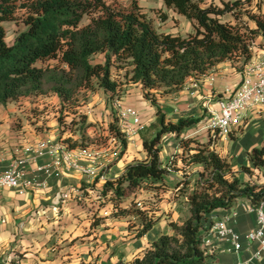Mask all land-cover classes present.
I'll use <instances>...</instances> for the list:
<instances>
[{
    "label": "trees",
    "instance_id": "16d2710c",
    "mask_svg": "<svg viewBox=\"0 0 264 264\" xmlns=\"http://www.w3.org/2000/svg\"><path fill=\"white\" fill-rule=\"evenodd\" d=\"M163 2L192 20L193 29L184 35L160 30L138 0H129L127 5L118 0H0V104L32 94H56L59 139L69 148L83 147L85 130L93 122L80 109L78 118L69 121H63L60 113L66 112L82 89L101 87L115 96L119 83L112 77V65L124 61L129 79L140 82L144 96L151 89L168 93L180 89L189 75L203 73L222 60L240 59L244 65L251 56L254 37H264V13L245 7L250 0L211 1L204 6L200 0ZM241 10L254 25L240 17ZM18 12L22 13L24 28L8 43L2 22L15 18ZM227 13L229 17H224ZM84 15L89 18L82 22ZM158 16L163 20L168 14L160 10ZM96 53H102L101 60H92ZM150 103L159 126L152 135L141 137L146 157L127 163L118 176L106 178L98 204L110 201L113 214L134 212L139 219L135 236L143 235L158 217L148 215L143 204H137L136 193L166 188L163 175L172 159L164 164L159 153L163 135L174 134L185 146L180 155L182 162L202 165L190 189L189 178L183 176L177 181L183 183L190 214L180 223L171 220L173 231L161 233L136 252L128 264H203L215 253V249L202 245V237L213 222L210 213L233 206L240 199H247L253 206L264 201V141L247 152L248 163L241 165L250 175L257 169L262 179L242 180L229 160L210 147V132L206 141H200L187 131L203 114L166 121L165 112L152 94ZM112 119L107 131L120 144L115 157L119 158L127 139L120 130L117 112ZM129 193L131 205L125 207L122 200ZM22 256L17 252L13 260Z\"/></svg>",
    "mask_w": 264,
    "mask_h": 264
},
{
    "label": "crops",
    "instance_id": "0c3cea01",
    "mask_svg": "<svg viewBox=\"0 0 264 264\" xmlns=\"http://www.w3.org/2000/svg\"><path fill=\"white\" fill-rule=\"evenodd\" d=\"M138 3L160 30L184 35L193 29L192 20L168 8L163 0H138ZM207 4L206 0H200V5ZM160 10L168 14L163 20L158 16ZM263 48L264 37L258 35L252 40L251 56L247 62L255 60ZM243 66L240 59H225L203 73L189 75L176 91H151L158 92L157 103L165 112L166 121H175L179 116L204 115L207 103L216 106V100L239 82ZM131 84L134 85L132 89L142 90L140 82L130 80ZM94 95L92 92L91 101L84 103L82 110H86L88 119L97 125V120L106 122L101 120L106 118L103 114L106 115L108 110L105 101L100 99L96 102ZM130 99L127 94L120 101L123 105H129ZM95 102L96 106L91 108ZM145 103L147 118L142 116V108L133 102L144 126L126 137L127 146L119 158H115L119 142L111 135L110 146L92 141L83 147L69 148L72 153L80 155L78 161L84 166L98 169L106 166L98 178L67 166L62 168L59 175L47 173L42 165L50 161L51 157L35 156L32 150H24L26 145L41 139L60 140V126L56 115L53 116L57 114L59 105L56 94H32L0 104V171L18 156H24L25 176L33 179V185L23 193H19L16 188L0 187V264H128L136 252L161 233L173 231L171 220L180 223L189 216L183 183L177 184V181L183 174L193 180L202 165L182 162L180 155L185 151V146L172 133L163 135L159 153L164 164L169 158L172 159L163 175L166 188L143 189L136 193V201L143 204L147 214L158 217L143 235L135 236L139 219L134 212L113 214L110 201L104 205L98 204L97 197L106 178L118 176L127 163L146 157L141 137L152 135L159 123L155 107L150 102ZM97 108L100 111L95 115L92 109ZM262 113L264 107L248 111L241 124L234 127L228 137L214 138L210 143L211 148L229 160L242 180L262 179L257 169H254L253 175L241 169L242 164L248 163L247 152L264 141V123L259 124V118H255V115ZM205 122L204 116L187 131L200 141H206L209 130ZM94 133L95 129L90 134L88 132L90 136ZM192 184H188V189ZM76 192L81 193L80 199ZM131 197L132 193H129L123 198V206L131 205ZM210 214L213 220L225 217L228 226L239 234L240 247L235 249L228 239L217 240L214 255L203 264H264L262 256L255 254L260 247L258 241L251 242L245 237L247 231L257 224L256 211L247 199H240L230 207L216 208ZM2 218L4 222H1ZM17 252H22L23 256L13 260Z\"/></svg>",
    "mask_w": 264,
    "mask_h": 264
},
{
    "label": "built area",
    "instance_id": "2783aa9c",
    "mask_svg": "<svg viewBox=\"0 0 264 264\" xmlns=\"http://www.w3.org/2000/svg\"><path fill=\"white\" fill-rule=\"evenodd\" d=\"M252 44V42H251ZM213 75L211 79H213ZM121 98L113 99V106L117 109V117L120 130L124 136H131L143 128V123L136 108L123 105ZM264 107V48L255 60L246 62L242 69V75L234 88L226 95L216 100V106L211 103L205 105L208 115L205 127L211 133L212 138L225 139L243 121L248 111ZM24 150H32L35 156L48 155L51 160L45 162L42 168L45 172L59 175L64 166L78 169L90 176H96L105 167H87L79 163V154L72 153L69 147L61 140L47 141L38 140L34 144H28ZM25 157L18 156L5 169L0 171V187L16 188L19 193L33 185V179L25 176ZM64 195H68L67 192ZM77 198L81 193L76 192ZM261 201L258 205L251 207L256 211V226L247 231L245 237L248 241H258L260 247L256 255L262 256L264 260V208ZM141 205V202H137ZM5 219H1L4 222ZM228 239L235 249L240 247L239 234L234 232L226 223L225 217L213 220L207 233L202 237V245L207 249H215V242ZM214 254H212L213 256Z\"/></svg>",
    "mask_w": 264,
    "mask_h": 264
},
{
    "label": "rangeland",
    "instance_id": "374dc122",
    "mask_svg": "<svg viewBox=\"0 0 264 264\" xmlns=\"http://www.w3.org/2000/svg\"><path fill=\"white\" fill-rule=\"evenodd\" d=\"M119 2H121L122 4H129V0H118ZM210 0H206V3H210ZM245 7H248L251 12L263 15L264 13V0H250V3L246 4ZM165 11V10H164ZM240 17H242L243 20H247L248 23L250 25H254V22L252 20H250L246 14V12L242 11L239 12ZM226 17H229V13L226 14ZM149 17V16H148ZM22 18V13L18 12L15 15V18L13 19H8V20H4L3 26L5 28V40L8 43H11L13 38L15 37V35L17 34V32H19L21 29L24 28V23L21 20ZM89 18L88 15H84L82 22L87 21ZM255 38V37H254ZM102 59V53H96L92 56V60L93 61H98ZM49 63H53V60H50ZM111 74L112 77L114 79H116L119 83V89H118V93L114 95H111L109 91H105L103 88L101 87H96L94 90L91 89H82L79 90L76 95H75V99L67 106V108L65 109L66 112L64 114H62V112L60 113L62 116L63 121H69L72 117L73 119H77L78 118V110H82V108L84 109V107H82V105H84V103H89L91 101V93L94 92V97L96 100V102L100 101V99H103L105 101L106 104V108L108 110V112L106 113V115L103 114V116H105V119H102L101 122L106 121L105 123H100V120H97V125L96 123H92L95 124L93 126H88L86 131V136L84 138V143L88 144L92 141H94V143L99 144V145H104V146H110L111 145V140L109 139L110 135H108V122L113 120L112 118H114V115L117 112V109L115 108V106H113V99L115 97H119L121 98V100H123V96H127V94H129L130 96V106L134 107L135 104H133V102L137 103L140 108H142L143 111V117L147 118L148 117V110L146 107V101L147 102H151V94L153 96H155V99L157 101L158 99V95H156L158 92L157 91H151L149 90V92L147 93V96L143 95V92L141 89H132L134 87V85H130V79H129V75L130 72L128 71V66L124 61H120L117 65L114 64L111 67ZM131 82H133L131 80ZM138 87V85H136ZM131 88V90H130ZM93 103V105L91 106V108H93L94 106H96V103ZM79 104V105H78ZM128 105V104H126ZM84 112H86V110H82ZM92 111L94 112V114H98V111H100L98 108L97 109H92ZM73 113H75L73 115ZM86 114L88 115V113L86 112ZM57 117L58 114H53V116ZM206 120H207V113L204 114ZM76 117V118H75ZM262 117H264V113H262V115H255V118H259V124L264 123V120H262ZM262 121V122H261ZM206 123V122H205ZM254 126V125H253ZM93 129H95V133L94 135L90 136L89 134L93 132ZM89 132V134H88ZM253 133V132H250ZM77 138H79V134L76 133L74 134ZM112 136V135H111ZM110 140V141H109ZM120 145V144H119ZM183 176L187 177V174H183ZM197 177V175H195L194 179ZM258 179H260L259 176H257ZM194 179H190L189 183H194Z\"/></svg>",
    "mask_w": 264,
    "mask_h": 264
}]
</instances>
